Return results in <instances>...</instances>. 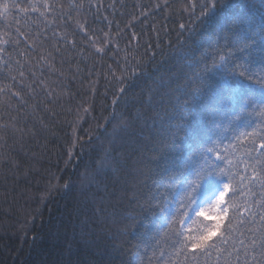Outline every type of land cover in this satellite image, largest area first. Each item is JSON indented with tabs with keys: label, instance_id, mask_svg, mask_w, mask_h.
Returning a JSON list of instances; mask_svg holds the SVG:
<instances>
[{
	"label": "trees",
	"instance_id": "obj_1",
	"mask_svg": "<svg viewBox=\"0 0 264 264\" xmlns=\"http://www.w3.org/2000/svg\"><path fill=\"white\" fill-rule=\"evenodd\" d=\"M5 3L0 264H259V25L242 50L239 28L213 26L196 0ZM245 5L258 22L259 0H218L216 14ZM106 149L112 168L98 170ZM83 173L95 182L84 187ZM226 184L221 233L193 252L214 223L197 210Z\"/></svg>",
	"mask_w": 264,
	"mask_h": 264
},
{
	"label": "snow or ice",
	"instance_id": "obj_2",
	"mask_svg": "<svg viewBox=\"0 0 264 264\" xmlns=\"http://www.w3.org/2000/svg\"><path fill=\"white\" fill-rule=\"evenodd\" d=\"M260 5L262 8H264V0H259ZM218 6V0H205L204 3H199V0H196V3L191 5V9H195L199 7L200 12L199 16L200 17H209L210 22L212 23L213 26L217 25H230L231 28H239V31L236 33L237 36L240 38L242 41V50L247 49L249 47V44L247 41L252 38V36L257 35V33L254 31V29L259 25V36L262 41H264V11H261V15L259 18V21L257 22L255 17L252 16L251 14V9L252 5H245L246 9V14L244 15H234L231 17L230 20H228L225 17L218 16L216 14V9ZM0 7H3L5 10H7L8 5L2 4ZM13 8L19 7V5L13 3L12 4ZM225 7H230L229 5H226ZM24 9H21L23 11ZM35 10V9H33ZM211 14V15H210ZM251 33V35H249ZM255 43V41H253ZM249 57L251 58L253 63H261L264 64V45H261L260 49L258 52H252L249 53ZM223 59V58H222ZM241 75H244L242 72ZM21 76H23V73H21ZM232 99H235V97H232ZM115 103V101H114ZM127 127V122L124 120H120L118 124L113 126L112 129V137L115 139L117 135L122 131L124 128ZM109 149L105 150L104 156L100 158V160L97 162V169L106 171L110 168H112L113 161L112 158L109 156ZM211 151V149H209ZM81 180L83 182L84 187H88L91 185L93 182H95V176L93 173H83L81 175ZM65 189L69 188V184L63 185ZM229 191V185L224 186V191L220 192L215 204L213 205L212 209L209 210H201L198 213V216L203 217L205 220L211 219L214 221L213 225L209 227L205 234L201 235L198 239H196L195 243L191 245V250L193 252L197 250L201 251H206L208 248L213 247V245L210 243L214 237L218 236L221 233V228L223 225V222L225 221L227 217V209H224L221 211L220 206L225 203L226 196ZM260 243H259V255L261 257V260L259 264H264V233H262L258 238H257ZM210 254V253H209ZM255 259V257H253Z\"/></svg>",
	"mask_w": 264,
	"mask_h": 264
},
{
	"label": "rangeland",
	"instance_id": "obj_3",
	"mask_svg": "<svg viewBox=\"0 0 264 264\" xmlns=\"http://www.w3.org/2000/svg\"><path fill=\"white\" fill-rule=\"evenodd\" d=\"M224 191V189H219V190H216L214 192H212L211 194H209L203 201H202V204L200 205V207L198 208L197 210V213H199L201 210H203V207L208 204V203H211V204H215V201L219 195L220 192ZM228 194H229V191H228ZM227 194V196H228ZM226 196V198H227ZM225 203H226V199H225ZM225 203L222 204L220 206V209L221 211H223L225 209Z\"/></svg>",
	"mask_w": 264,
	"mask_h": 264
}]
</instances>
